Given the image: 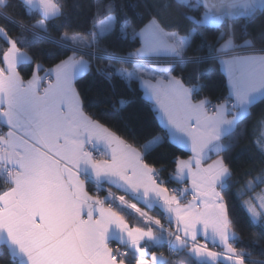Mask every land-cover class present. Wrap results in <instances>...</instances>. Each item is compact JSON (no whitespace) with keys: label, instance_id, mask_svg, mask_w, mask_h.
<instances>
[{"label":"snow or ice","instance_id":"6c2138e0","mask_svg":"<svg viewBox=\"0 0 264 264\" xmlns=\"http://www.w3.org/2000/svg\"><path fill=\"white\" fill-rule=\"evenodd\" d=\"M261 105L264 0H0V261L264 264Z\"/></svg>","mask_w":264,"mask_h":264},{"label":"trees","instance_id":"16d2710c","mask_svg":"<svg viewBox=\"0 0 264 264\" xmlns=\"http://www.w3.org/2000/svg\"><path fill=\"white\" fill-rule=\"evenodd\" d=\"M76 2L81 3V2H83V0H76ZM69 3L71 4L72 0H69ZM88 12H89V10L87 7L81 8L79 10L76 9L75 7H73L70 9V19H72L73 21L86 19ZM41 47L46 48V47H51V46L50 45H41ZM24 50H26V49H24ZM21 68L24 71H28V70H30V65H22ZM85 83H87V81ZM119 86L120 85L118 82V87ZM108 103H110V97L107 95V93H105V95L101 98V102L98 104H94L93 106L102 112L103 106L107 105ZM134 107L141 114L143 119L148 120V121L152 120V114L148 111V103L147 102H144V101L137 99V103ZM260 107H264V105L258 106L256 109H254V112L258 114ZM250 131H251V129H250ZM241 143L242 144L247 143V141L245 140V141H242ZM239 151H240V148L238 146L236 149L233 150V154H236ZM178 154H181V153H178ZM189 154L190 153L187 151H184L182 153L183 157H187ZM169 171H171V168H169ZM165 175H167V174H165ZM170 186H172V185H170ZM261 189H264V185L257 187L255 189V192L259 193L261 191ZM114 192H116V194L120 195L119 194L120 192L119 193L117 191H114ZM101 195H104V193H101ZM150 212L154 213L158 218L163 219L162 213H160L158 210L154 209V210H151ZM130 222L135 223L134 220H132ZM237 230L241 232V235L245 238V240L248 239V234L250 232L258 231L257 229L251 228L249 226V224L247 223L246 219L243 220L240 223V225H238ZM261 244L264 245V241H262ZM241 246L242 247H249V249L252 250L254 252V254H256V255H259V253L261 251L260 246H251V245H247V244L241 245ZM157 251L165 253L169 257V259H171L172 261L175 262V264H190V261L188 260V258L182 254H171V255L169 254L168 255L167 246L159 248V249H157ZM0 264H9V262L8 261H0Z\"/></svg>","mask_w":264,"mask_h":264},{"label":"crops","instance_id":"0c3cea01","mask_svg":"<svg viewBox=\"0 0 264 264\" xmlns=\"http://www.w3.org/2000/svg\"><path fill=\"white\" fill-rule=\"evenodd\" d=\"M23 50H24V49H23ZM189 155H190V154H189ZM184 158H187V157H184ZM213 158H215V157H213ZM106 187H107V186H106ZM112 191L114 192V191H117V190H116L115 188H113V189H112ZM118 193H119V192H118ZM119 194H120V195H122L123 193H121V192H120ZM117 195H118V194H117ZM140 206H141V207H143V205H142V204H141ZM145 210H147V209H145ZM156 210H158V211L160 212V210H159V209H156ZM160 213H161V212H160ZM149 214H150V215H152V216H155V217H157V216H156L154 213H152V212H150ZM157 218H158V217H157ZM159 219H160V218H159ZM161 220H162V222H163V220H164V217H163V219H161ZM164 255H165V254H164ZM165 256H166V255H165ZM166 257H167V256H166Z\"/></svg>","mask_w":264,"mask_h":264},{"label":"built area","instance_id":"2783aa9c","mask_svg":"<svg viewBox=\"0 0 264 264\" xmlns=\"http://www.w3.org/2000/svg\"><path fill=\"white\" fill-rule=\"evenodd\" d=\"M172 186H174V185H172ZM165 254V253H164ZM166 255V254H165ZM168 255H169V251H168ZM167 256V255H166ZM168 257V256H167Z\"/></svg>","mask_w":264,"mask_h":264}]
</instances>
